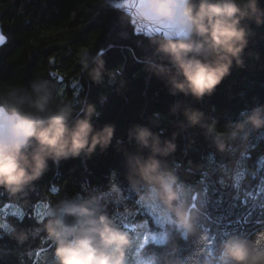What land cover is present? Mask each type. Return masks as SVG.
<instances>
[{"label": "trees", "instance_id": "1", "mask_svg": "<svg viewBox=\"0 0 264 264\" xmlns=\"http://www.w3.org/2000/svg\"><path fill=\"white\" fill-rule=\"evenodd\" d=\"M116 1L0 0V22L7 36L0 49V82L24 87L33 80H47L66 99L94 103L98 128L116 125L111 147L59 164L50 161L35 190L23 199L0 189V215L18 230L29 232V239L20 243L0 229V264H38L45 252L42 249L54 245L43 231H37L46 219V205L63 196L97 195L120 226L147 223L164 231L166 239L145 247L149 264H166L167 259L200 264L227 236L256 237L264 231V129L252 130L247 143L236 150L220 152L213 136L200 127L182 130V111L172 112L177 103L198 108L218 121L219 133L225 125L241 120L244 113L264 105V26L252 25L254 35L245 50V67H234L211 96L196 100L171 95L165 82L146 70V60L155 59L152 40L160 38L138 34ZM261 4L264 6V0ZM85 51L99 53L107 69L119 70L115 79L106 73L102 83L86 81L79 64V55ZM137 124L151 127L163 138L179 133L177 151L168 160L181 180L199 191V201L193 199L192 203L206 204L202 226L214 234V241L209 234L198 243V236L185 237L165 219L157 225L151 208L138 200L129 185L124 151H138L128 137L129 129ZM256 170L253 178L251 173ZM242 171L238 184L229 178ZM13 204L31 218L14 216L19 213L9 207ZM39 204L44 208L38 209Z\"/></svg>", "mask_w": 264, "mask_h": 264}, {"label": "clouds", "instance_id": "2", "mask_svg": "<svg viewBox=\"0 0 264 264\" xmlns=\"http://www.w3.org/2000/svg\"><path fill=\"white\" fill-rule=\"evenodd\" d=\"M136 12L141 20L179 27L180 39L152 40L155 59L146 60V70L164 81L171 95L196 100L211 96L234 67H245V50L254 35L252 25L264 26L261 0H145ZM79 64L84 79L92 83H102L106 73L113 79L119 73L107 69L99 53L81 52ZM180 111L184 117L180 128L200 127L215 138L220 152L236 150L247 143L252 130L264 129V105L244 113L219 133L218 121L200 109L177 103L172 112ZM97 116L94 103L66 99L47 80H33L24 87L0 82V189L23 199L35 190L50 161L59 164L111 147L116 125L98 128ZM178 135L163 138L140 124L129 129V140L138 148L136 152L124 150L129 185L140 202L185 237L198 236L199 243L211 234L214 241V234L202 226L206 204L192 203L199 201V191L181 180L177 168L169 163L177 151ZM229 178L237 184L242 179L237 173ZM104 207L93 194L63 196L46 205V219L37 231H43L55 246L52 264H129L133 238ZM9 234L20 243L29 239V232L14 225ZM166 264L184 261L167 259ZM200 264H264V242L252 235L227 236Z\"/></svg>", "mask_w": 264, "mask_h": 264}, {"label": "rangeland", "instance_id": "3", "mask_svg": "<svg viewBox=\"0 0 264 264\" xmlns=\"http://www.w3.org/2000/svg\"><path fill=\"white\" fill-rule=\"evenodd\" d=\"M43 204V203H42ZM42 204L38 205V209L44 208ZM17 204H13L11 207H14L18 213L21 211V207H16ZM7 207H5V210ZM11 211V209H10ZM151 214L154 217V220L157 225H162L164 218L159 216L152 209L150 210ZM44 215V214H43ZM39 215V216H43ZM133 225V224H132ZM135 227L130 226V231H128L133 238V248L128 254L129 264H149V259L145 253V247L148 243L158 242L166 239V233L164 231L154 230L147 223L134 224ZM146 226V227H144ZM124 228L123 226H121ZM139 227V228H138ZM144 229H140V228ZM125 229V228H124ZM126 230V229H125ZM54 245H52L47 251L43 252L40 255L38 264H45V258L47 259L48 264H52V254L54 252Z\"/></svg>", "mask_w": 264, "mask_h": 264}, {"label": "water", "instance_id": "4", "mask_svg": "<svg viewBox=\"0 0 264 264\" xmlns=\"http://www.w3.org/2000/svg\"><path fill=\"white\" fill-rule=\"evenodd\" d=\"M144 4L145 0H119L115 2V5L121 10V12L131 19V23L135 27L138 34L143 35L146 38H182L183 34L176 25L170 23L158 24L139 19L136 9L143 7ZM0 31H2L5 35L1 22ZM6 42L0 46V49L6 44Z\"/></svg>", "mask_w": 264, "mask_h": 264}, {"label": "snow or ice", "instance_id": "5", "mask_svg": "<svg viewBox=\"0 0 264 264\" xmlns=\"http://www.w3.org/2000/svg\"><path fill=\"white\" fill-rule=\"evenodd\" d=\"M6 42V36L3 34L2 31H0V46H2L4 43ZM249 157V156H248ZM247 157V158H248ZM264 159V158H262ZM252 177L255 178L256 175H257V170L252 172ZM240 177L243 178V171L240 173ZM55 190V189H53ZM12 205H9V207H11ZM16 207H20L19 205H16ZM125 211H127V209H125ZM29 215V217L31 218V215L29 213H27L26 211H24L23 209H21L19 215H14L18 218H20L21 220L23 219V217L25 215ZM10 223L7 221V219L3 216V215H0V229H4L6 231H10ZM135 227V225H129L128 223H125L124 224V227L127 229L129 227ZM257 238V241L258 242H264V231H261L260 233L257 234L256 236ZM205 239H208L207 237H205ZM213 240V238H211ZM43 251H47V248H43L42 249ZM30 255H32V253H30ZM38 255V254H37Z\"/></svg>", "mask_w": 264, "mask_h": 264}]
</instances>
